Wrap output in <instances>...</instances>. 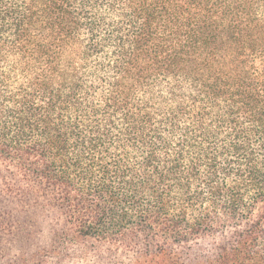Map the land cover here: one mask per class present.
<instances>
[{"label":"trees","instance_id":"trees-1","mask_svg":"<svg viewBox=\"0 0 264 264\" xmlns=\"http://www.w3.org/2000/svg\"><path fill=\"white\" fill-rule=\"evenodd\" d=\"M0 264H264V0H0Z\"/></svg>","mask_w":264,"mask_h":264}]
</instances>
